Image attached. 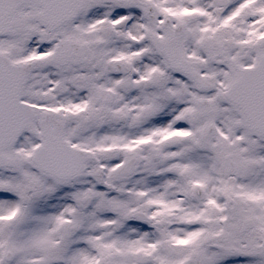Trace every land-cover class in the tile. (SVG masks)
I'll return each mask as SVG.
<instances>
[{"label": "snow or ice", "instance_id": "obj_1", "mask_svg": "<svg viewBox=\"0 0 264 264\" xmlns=\"http://www.w3.org/2000/svg\"><path fill=\"white\" fill-rule=\"evenodd\" d=\"M0 264H264V0H0Z\"/></svg>", "mask_w": 264, "mask_h": 264}]
</instances>
